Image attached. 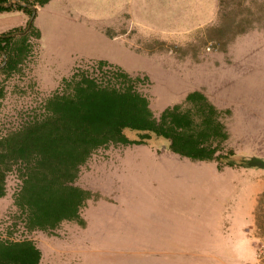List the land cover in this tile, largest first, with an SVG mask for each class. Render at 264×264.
Segmentation results:
<instances>
[{
  "label": "rangeland",
  "instance_id": "obj_1",
  "mask_svg": "<svg viewBox=\"0 0 264 264\" xmlns=\"http://www.w3.org/2000/svg\"><path fill=\"white\" fill-rule=\"evenodd\" d=\"M40 25L45 37L30 39L19 70L2 72L0 52V136L41 113L77 67L104 59L149 77L142 89L157 116L205 93L222 111L224 148L264 158V0H54ZM20 169L7 173L0 238L34 240L42 264H264V168L219 170L166 145H111L77 180L95 194L86 225L34 232L14 204Z\"/></svg>",
  "mask_w": 264,
  "mask_h": 264
},
{
  "label": "trees",
  "instance_id": "obj_2",
  "mask_svg": "<svg viewBox=\"0 0 264 264\" xmlns=\"http://www.w3.org/2000/svg\"><path fill=\"white\" fill-rule=\"evenodd\" d=\"M22 1L30 6H0V13L21 10L31 18L35 11L31 6L44 7L52 0ZM25 30L16 28L3 35ZM32 37H42L35 20L26 34L0 36V52L8 56L2 72L20 69L32 52ZM148 81L149 77L134 76L104 59L79 66L44 102L41 113L0 136V198L8 194L7 173L19 164L23 184L14 204L28 231H53L65 221L86 225L83 209L95 194L77 185V180L94 154L111 145H166L183 158L216 161L219 170L264 168V158L224 148L229 133L222 111L205 93L191 92L185 104L169 106L157 116L142 89ZM4 96L0 88V101ZM261 221L258 215L257 226L263 230ZM42 261L43 251L34 240L0 238V264Z\"/></svg>",
  "mask_w": 264,
  "mask_h": 264
},
{
  "label": "crops",
  "instance_id": "obj_3",
  "mask_svg": "<svg viewBox=\"0 0 264 264\" xmlns=\"http://www.w3.org/2000/svg\"><path fill=\"white\" fill-rule=\"evenodd\" d=\"M53 1L54 0H52L49 4L45 5L44 7H40V6L37 7L38 11H37L36 18H35V25L41 31L42 39H44L45 37V32L42 26L40 25V15L45 10L46 7H49L52 4ZM28 22H29V16L24 11L13 10V11L1 12L0 13V36L3 35L4 32L6 33L16 28H24L28 24Z\"/></svg>",
  "mask_w": 264,
  "mask_h": 264
},
{
  "label": "water",
  "instance_id": "obj_4",
  "mask_svg": "<svg viewBox=\"0 0 264 264\" xmlns=\"http://www.w3.org/2000/svg\"><path fill=\"white\" fill-rule=\"evenodd\" d=\"M15 3H18V4H21L23 6H30L28 4H26L24 1L22 0H10L8 3H1L0 6H4V7H12ZM35 11H34V14L33 16L31 17L30 21H29V24H28V27L27 29L24 31V32H18V33H14V34H11V35H1V36H4V37H11V36H14L16 34H25L29 31V29L31 28L35 18H36V14H37V7L36 6H31ZM7 61V59H6Z\"/></svg>",
  "mask_w": 264,
  "mask_h": 264
}]
</instances>
